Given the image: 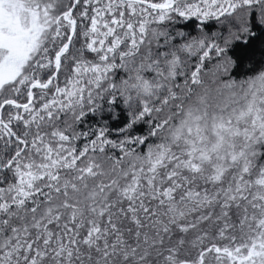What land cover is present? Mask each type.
I'll use <instances>...</instances> for the list:
<instances>
[{
    "label": "snow or ice",
    "instance_id": "1",
    "mask_svg": "<svg viewBox=\"0 0 264 264\" xmlns=\"http://www.w3.org/2000/svg\"><path fill=\"white\" fill-rule=\"evenodd\" d=\"M0 264H264V0H0Z\"/></svg>",
    "mask_w": 264,
    "mask_h": 264
},
{
    "label": "trees",
    "instance_id": "2",
    "mask_svg": "<svg viewBox=\"0 0 264 264\" xmlns=\"http://www.w3.org/2000/svg\"><path fill=\"white\" fill-rule=\"evenodd\" d=\"M249 66H250V65L246 64V65H245V68H247V67H249Z\"/></svg>",
    "mask_w": 264,
    "mask_h": 264
}]
</instances>
